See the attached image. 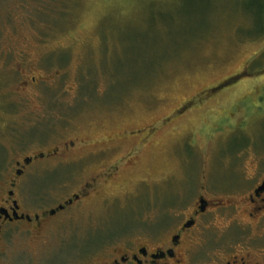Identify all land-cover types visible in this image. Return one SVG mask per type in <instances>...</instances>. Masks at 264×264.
<instances>
[{
  "label": "rangeland",
  "instance_id": "1",
  "mask_svg": "<svg viewBox=\"0 0 264 264\" xmlns=\"http://www.w3.org/2000/svg\"><path fill=\"white\" fill-rule=\"evenodd\" d=\"M34 155L15 189L25 213L97 182L42 226L7 224L8 264L158 244L198 193L211 201L198 251L264 250V200L250 201L264 182V0H0V205Z\"/></svg>",
  "mask_w": 264,
  "mask_h": 264
},
{
  "label": "flooded vegetation",
  "instance_id": "2",
  "mask_svg": "<svg viewBox=\"0 0 264 264\" xmlns=\"http://www.w3.org/2000/svg\"><path fill=\"white\" fill-rule=\"evenodd\" d=\"M62 149H52L49 151L59 152ZM55 158L57 153L52 152ZM48 155V154H47ZM40 158L46 157L42 152L39 154ZM49 157V156H48ZM38 156H27L24 158V162L18 161L17 168L15 170L16 178L11 179L9 183V189L7 190V197L3 199V203L0 205V264H8L5 262L3 257L2 249L6 248V228L7 224L25 223L28 226H42L48 221V217H52L58 211L66 208L67 204H73L77 199L86 196L92 189H94V183L97 182L96 178L89 183H87V189L84 194H76L74 198H70L63 205V209L53 210L49 212H44L43 214L36 213L32 216L29 213L22 211V207L18 200L15 199V189L19 183L18 178L23 176L25 170L36 162ZM113 174L107 173L105 178H112ZM264 182H262L263 184ZM260 184V185H262ZM259 185V186H260ZM257 186V188L259 187ZM255 188V190L257 189ZM254 193L250 196L251 202H256L257 200H264V191L258 194ZM197 206L185 217V219L173 230V232L167 237L157 240L160 242L158 244H153L152 238H133L124 243L114 244L108 249H104L103 245H99L81 251L77 249L80 253L89 255L91 251L97 252L90 255L89 260H84V262L78 264H264V250H252L250 244H246L240 247L235 253L232 254L234 246H223L215 250L208 251H198L197 245L199 242L203 243V227L205 225L204 219L207 215V210L211 205V201L203 193H198ZM68 202V203H67ZM202 202H204L202 204ZM67 203V204H66ZM258 214L250 213V216L254 217ZM188 224H190L188 226ZM39 228L29 229L31 234H34ZM221 236L227 237V232ZM231 239V238H230ZM99 246V247H97ZM213 248V247H212ZM98 250H101L98 252ZM214 252V253H211ZM76 264L74 261L65 262V264Z\"/></svg>",
  "mask_w": 264,
  "mask_h": 264
},
{
  "label": "water",
  "instance_id": "3",
  "mask_svg": "<svg viewBox=\"0 0 264 264\" xmlns=\"http://www.w3.org/2000/svg\"><path fill=\"white\" fill-rule=\"evenodd\" d=\"M264 191V183L262 184V185H260L256 190H255V193L256 194H258V193H260V192H263ZM68 203V202H67ZM66 203V204H67ZM204 202H202V204H203ZM58 210H60V209H63V205H60L58 208H57ZM55 211L56 210H53L52 211V213H55ZM190 224H188V226H189Z\"/></svg>",
  "mask_w": 264,
  "mask_h": 264
},
{
  "label": "trees",
  "instance_id": "4",
  "mask_svg": "<svg viewBox=\"0 0 264 264\" xmlns=\"http://www.w3.org/2000/svg\"><path fill=\"white\" fill-rule=\"evenodd\" d=\"M231 79H234V77H230L229 80H228L227 82L231 81Z\"/></svg>",
  "mask_w": 264,
  "mask_h": 264
}]
</instances>
